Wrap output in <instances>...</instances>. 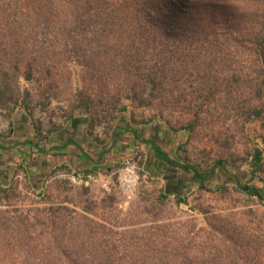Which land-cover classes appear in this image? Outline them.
Returning a JSON list of instances; mask_svg holds the SVG:
<instances>
[{
  "label": "trees",
  "instance_id": "obj_1",
  "mask_svg": "<svg viewBox=\"0 0 264 264\" xmlns=\"http://www.w3.org/2000/svg\"><path fill=\"white\" fill-rule=\"evenodd\" d=\"M70 62L85 76L71 111L85 112L89 128L97 108L123 111V100L190 108L201 99L229 107L243 123L263 120L264 0H0V109L19 98L27 107L29 92L19 79L31 81L35 73L49 79V89L62 79L70 87ZM193 83L199 93L184 95ZM198 122L193 114L185 129ZM150 146L156 161L191 172L200 188L220 171L232 177L223 161L203 172ZM249 165L251 176L264 174L260 150ZM234 181L264 199L257 187ZM166 197L161 192L158 203ZM82 212L0 210V264H264V213L255 210L241 212L247 218L241 225L231 222L233 213L226 220L211 216L204 228L190 223L186 234L136 211L118 225H112L117 213L96 220L87 216H94L90 206Z\"/></svg>",
  "mask_w": 264,
  "mask_h": 264
},
{
  "label": "rangeland",
  "instance_id": "obj_2",
  "mask_svg": "<svg viewBox=\"0 0 264 264\" xmlns=\"http://www.w3.org/2000/svg\"><path fill=\"white\" fill-rule=\"evenodd\" d=\"M68 69L71 71L70 87L62 79L59 80L58 87L49 89V79L38 73H35L31 81L20 78V89L29 92L27 107L23 106L19 98L9 108L0 109L4 113L0 112L2 141L3 138L11 137V122L19 118L17 115L20 110L25 109L40 132V137L44 138L39 162L41 161V168L43 162L44 166L46 165L44 169L35 172L34 181L18 170L19 176L12 178L7 188L0 187V210L18 209L25 212L33 207L64 206L75 212L70 217H76V213L84 215L82 210L90 206L94 216H87L96 220L106 217L108 212L117 213L118 216L112 220V225H118L120 219L136 211L140 213V219L151 220L156 216L162 223L170 224L173 232L181 230L185 234L190 232L191 224H194L195 230L204 228L206 217L226 220L233 213L231 222L241 225L240 220L244 217L241 212L251 209L264 213V199L243 193L234 181L235 177L238 183L255 186L264 196V174L256 172L251 176L249 165L256 150H260L264 157V118L243 123L242 119H235V111L229 107L208 106L201 99L196 100L190 108L185 102H179L176 106L140 107L130 100H123V107L129 113L125 114V117L131 116L133 120L153 127L156 134L160 133V136L153 134L156 143L179 163L207 172L213 163L223 161L231 178H227L225 173L220 171L215 179L205 182L206 188H200L197 182L190 178L191 172L184 173L168 166L160 168L159 163L155 165L146 150L147 147L136 143L129 145L128 135L117 139L118 146H115L113 154L109 155L110 164L106 162L100 170L71 172L63 162L51 164L52 154L48 155L45 150V147L49 146L48 133L55 129H65L72 117L69 116L71 112L73 116L87 119L81 109L71 111L76 88L83 86L85 76L80 66L74 62L68 64ZM184 87V95L194 96L199 93L195 83L192 87ZM95 113L93 128H89V138L107 147L120 127L119 123H124L123 114L118 109L112 110L103 106L97 108ZM193 114H198L201 122L194 124L192 130L185 129ZM83 115L84 118L81 117ZM139 131L143 133L142 130ZM157 137H161L160 140ZM10 141L12 140L9 139L6 143ZM48 159L50 164L47 163ZM26 164L27 169L32 166L31 159H28ZM111 173L115 174L109 179L107 190L103 188L105 179L84 183L76 178L77 175L87 174H99L103 178L109 177ZM124 175L130 181L129 188L121 184ZM222 186L226 188L225 194L220 189ZM161 192L167 195L163 204L157 201ZM177 197L178 201L185 202L177 204ZM103 203L108 206L107 209H103ZM115 228L116 226L114 230H120ZM246 230V234L253 233L248 228Z\"/></svg>",
  "mask_w": 264,
  "mask_h": 264
},
{
  "label": "crops",
  "instance_id": "obj_3",
  "mask_svg": "<svg viewBox=\"0 0 264 264\" xmlns=\"http://www.w3.org/2000/svg\"><path fill=\"white\" fill-rule=\"evenodd\" d=\"M0 112L4 114L1 110ZM121 113L123 114L124 123H119L120 127L113 138H111V143L107 147L91 140L89 138L90 129L85 119H80V117L72 114L65 129H55L48 133L47 141L49 146H46L45 150H47L48 155L52 154L53 160L51 159L50 161L48 159L47 163L54 164L56 162L58 164L63 162L64 166L69 167L71 172H94L100 170L105 166L106 162H110L111 158H109V155L113 154L115 146H118L117 139L128 135L129 145L142 144L147 147L146 150L150 158H153L155 165L159 163L160 168L161 166H166L154 159L153 149L150 146L154 144L164 151L160 144L156 143V137L154 136H160L161 134L153 132V127H148V124H141L133 120L131 116L125 117V114H129L125 109ZM17 116L19 118L11 122V137L3 138V141L0 137V187L2 188H7L9 181L19 176L18 170L24 172V175L34 181L35 172L44 169L46 166H44L45 163L43 162V168H41V161L39 162L41 143L45 141L44 138L40 137L37 127L34 126L33 119L26 113L25 109L20 110ZM81 117L84 118L85 116ZM139 130H142L143 133ZM157 138L160 140L161 137ZM9 139L12 141L6 143ZM105 156H108V158ZM170 158L172 157L170 156ZM28 159L32 161V166L28 168L29 170L26 164Z\"/></svg>",
  "mask_w": 264,
  "mask_h": 264
},
{
  "label": "built area",
  "instance_id": "obj_4",
  "mask_svg": "<svg viewBox=\"0 0 264 264\" xmlns=\"http://www.w3.org/2000/svg\"><path fill=\"white\" fill-rule=\"evenodd\" d=\"M115 173H111L109 177H101L99 174L97 175H93V174H87V175H77L76 178L79 180V181H84V183H87V182H93V181H103V179H105L104 183H103V188H105L106 190L108 189V185L110 184L109 182V179L112 178V176L114 175ZM124 174V173H123ZM121 176V175H119ZM123 186L129 188L131 185H130V181L126 179V176L124 175L123 177V181L121 183Z\"/></svg>",
  "mask_w": 264,
  "mask_h": 264
}]
</instances>
